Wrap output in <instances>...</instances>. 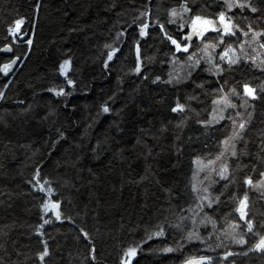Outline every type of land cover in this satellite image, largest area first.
Here are the masks:
<instances>
[{"label": "trees", "instance_id": "trees-1", "mask_svg": "<svg viewBox=\"0 0 264 264\" xmlns=\"http://www.w3.org/2000/svg\"><path fill=\"white\" fill-rule=\"evenodd\" d=\"M247 4L257 12L238 5L226 12L237 38L221 43L223 0H0V65L21 61L12 77L0 74V264H122L129 248L137 249L131 264L201 257L211 259L199 264H264V250L254 247L264 236V188L244 182L256 185L264 172V0ZM197 15L217 30L184 42ZM20 18L22 31L10 34ZM165 32L189 51H177ZM235 42L239 61H219ZM245 83L255 98L245 95ZM61 88L60 95L48 91ZM221 97L236 106L211 119ZM177 103L183 111L172 112ZM229 117L235 128L246 124L236 156L221 143L234 131ZM222 152L193 191L198 164ZM42 182L51 203L59 202V220L42 207L46 197L34 187Z\"/></svg>", "mask_w": 264, "mask_h": 264}, {"label": "snow or ice", "instance_id": "snow-or-ice-1", "mask_svg": "<svg viewBox=\"0 0 264 264\" xmlns=\"http://www.w3.org/2000/svg\"><path fill=\"white\" fill-rule=\"evenodd\" d=\"M223 5H224V8L218 13V15L216 17V19L219 21V25L222 26V29H223V32L220 34L221 43L223 42L225 35H235L233 29L238 27V25H235V24L232 23L231 18L226 16V12L228 10L233 9L237 5L240 8H242V9L245 6H248V7L251 8L252 12H257V10H258L256 7H251V5L247 4V0H244V3H240L239 0H223ZM182 7H183L184 12H188L189 11V9H188V7L186 5H183ZM171 15L175 16L176 15L175 11H172ZM169 22L171 23L172 21L170 20ZM23 23H24L23 18L15 20L14 21V25L15 26L13 27V26L10 25L8 27V32L10 34H12V33H20L22 31L21 25ZM181 27H184V25L181 24ZM146 28H147V25H141L140 26V33L139 34H140L141 37L146 35V31H145ZM191 28H192V31L188 32L187 36H186V39H188V40H191L193 38V36H196V37L203 36L204 33L207 32L209 29H212L213 31H216L217 30V24H216V22L213 19L203 18V17L197 15V16L193 17V19H192ZM161 31H164L163 25H161ZM248 31H252L251 26H249ZM164 34L167 37V39L170 40L171 43L176 47L177 51H180L181 49H183L184 52H188L189 51V45L188 44H183L182 45L181 43H178L176 39H173V37L171 35H169L167 32H165ZM260 34L261 33H259V32H253V37L259 36ZM245 35H247V33H245ZM28 43H31V41L29 40ZM216 46H217L216 44L206 45L205 46V50H207L209 47L215 48ZM261 47L264 48V44H261ZM5 50L10 51V49L8 48V45H5ZM115 51H117V50L115 48H113L112 52H115ZM234 51L235 50L232 49V46L229 45L227 48H225V50L223 52L220 53L221 60L227 59L229 65L237 63V60L233 58L232 54H230V53L234 54ZM112 52L108 53V60L112 59ZM137 53H139V47L138 46H137ZM194 57H195L194 53L188 57L189 60L193 61V66L198 65L200 63V60L194 59ZM68 63L69 62L66 60V61H64L61 64V66H60L61 74H64L65 66ZM105 63L107 64V61H105ZM209 63H211V59L210 58H209ZM11 66H12V62L5 63L2 66H0V71H2L3 73L7 74L9 69L11 68ZM215 68L218 71L221 70L219 64H216ZM140 70H141V64H140V61H139V58H138L137 64H136V67H135L134 71L138 73V72H140ZM156 79L159 80L160 77H156ZM169 82H171V80ZM67 83L69 85H71L73 83V81L72 80H68ZM243 89H244V93H245L246 96L255 98V95H256L255 90L252 87H250L247 83H245L243 85ZM63 91H64V89L61 88V89H59V91L56 94L60 95V94L63 93ZM229 91L230 92H235V89H230ZM220 99L224 100L225 106H231V107H235L236 106L234 104H231V102L229 100H227L226 97H221ZM217 103H218V101H216V100L213 101L214 105L217 104ZM183 109H184V105H182L180 103H177L175 105V107L172 108V112L183 111ZM103 111L104 112H108L109 108L107 106H103ZM239 115H240V113H237V116H239ZM223 118L224 117H221V119H223ZM228 119L232 120V124L234 126V131H233V133H232V135L230 137H226L225 140L221 141V143L225 144L226 146H230L231 149H232L231 155L232 156H236L237 152L235 151L234 141H235V139H237L239 137L240 130L245 128L246 124H245V122L243 120H241L239 122V128H235V125L237 123L236 120L232 119L231 117H229ZM212 122H215V121H212V120H210V121H200V123H204V124H208V123H212ZM221 156H223V152L220 153L216 157V159L219 160ZM208 163H209V165H211V164L214 163V161L210 160ZM218 174H219V176L221 178H225L227 176V174H228V164H227V162H225V163H223L221 165ZM260 175L262 177V180L261 181H257L256 183L258 185L264 187V172L260 173ZM244 182L247 185L255 186V185H253L252 179L249 178V177H245V181ZM225 187H227V185H225ZM48 190L51 191V189H48ZM193 191H197L195 185H193ZM203 191L205 193H207L208 192V188H204ZM201 199H208V197L205 195V196L201 197ZM209 206H211V201L209 202ZM246 206H247V195L245 194V196L239 200V207L237 208V211L240 212V218L241 219L245 218V215H246L245 214V208H246ZM42 207L44 208L45 211H48L49 207H51V209L53 210V212L55 214L56 219L57 220L61 219V215H60L59 211H57V209L59 207V202L49 203V202L46 201L45 204L42 205ZM181 219H183V217H181ZM48 222L49 221H47V220L44 221V223H48ZM246 223L248 224V227L251 230L253 222L251 220H246ZM162 234H163V230L162 229L160 231H157L156 233H154V235H156V236H160ZM84 235H85V237L88 236V234L86 232L84 233ZM193 238H194V233L189 232L188 239H193ZM238 243L243 244L244 240L241 239V240L238 241ZM254 247L257 250H264V236H260L259 241L254 245ZM163 251L169 252V251H172V249L171 248H164ZM47 254H48V249L46 247H45L43 252L39 253L41 259H43V257L46 256ZM135 254H136V249L135 248H129L127 250V252L125 253L126 259L123 260V264H128V260H130L131 257L134 256ZM225 255H230V253H225ZM93 259H95V257H93ZM201 259L210 261L211 258L210 257H201ZM187 264H199V262L198 261L197 262L189 261V262H187Z\"/></svg>", "mask_w": 264, "mask_h": 264}, {"label": "rangeland", "instance_id": "rangeland-1", "mask_svg": "<svg viewBox=\"0 0 264 264\" xmlns=\"http://www.w3.org/2000/svg\"><path fill=\"white\" fill-rule=\"evenodd\" d=\"M192 24V21L188 24V28L190 27V25ZM216 24H217V22H216ZM218 28L220 29L221 27H220V25H219V22H218ZM188 31V30H187ZM186 31V32H187ZM233 31H234V29H233ZM185 33V32H184ZM14 33H12V35H13ZM234 37V36H233ZM235 39L237 38V35L235 34V37H234ZM254 39H252L251 41H253ZM254 42V41H253ZM236 44H238V43H236L235 42V44H234V46L233 45H231L232 46V49H234L235 51H234V54L233 53H230V54H232L233 55V58L234 59H236L237 60V62L239 61V48L240 47H237V45ZM254 44H255V42H254ZM227 48V47H226ZM225 49H223V51H224ZM222 51V52H223ZM218 60L219 61H222V62H225V63H228V61H227V59H224V60H221V58H220V55L218 56ZM66 61V60H65ZM68 67V64L65 66V68H67ZM225 103H224V100H221V99H219L218 100V103L216 104V106H215V108H214V113H213V115L211 116V119H214V118H218V117H221V115H223V113H224V110H225ZM222 158V156L220 157V159ZM219 159V160H220ZM219 160H217V159H215V160H212V161H214V163L213 164H211V165H209V163H206V164H204L203 162L202 163H199L198 164V167H196L197 168V173H196V175H197V179H196V181H195V186H197L198 188H200L201 187V184H202V182H203V178H207V177H209V175L211 174V173H213L212 172V170H213V168H214V165H215V161H219ZM220 170V169H219ZM262 180V179H261ZM255 186H257V187H259V188H264V187H262V186H260V185H258V184H256ZM34 187H36V189L39 191V192H42L43 194H44V196L46 197L45 199H46V201L47 202H49V203H51V200L49 199L50 198V191L48 190V186H47V184L45 183V182H42V183H40V184H38V185H36V186H34ZM43 189V190H42ZM45 201V202H46ZM47 220V219H46ZM47 221H49V220H47ZM43 224H46V223H43ZM246 227H248V224H247V226ZM249 228V227H248ZM248 230H250V229H248ZM136 249V248H135ZM127 252V251H126ZM136 252H137V249H136ZM123 259H122V264H123V260L124 259H126V257H125V254H124V257H122ZM133 258H135V255L134 256H132L131 257V259L130 260H128V264H131V261H132V259Z\"/></svg>", "mask_w": 264, "mask_h": 264}, {"label": "water", "instance_id": "water-1", "mask_svg": "<svg viewBox=\"0 0 264 264\" xmlns=\"http://www.w3.org/2000/svg\"><path fill=\"white\" fill-rule=\"evenodd\" d=\"M219 22V21H218ZM221 27V29H222V26H220ZM211 29H209L208 31H210ZM190 31H192V28H191V25H190V27L188 28V31L187 32H185L183 35H182V40L184 41V42H186V41H188V39H186V36H187V33L188 32H190ZM207 31V32H208ZM207 32H205V33H207ZM221 32H223V29L221 30ZM204 33V34H205ZM202 37V36H201ZM201 37H196V36H193V38L190 40V41H194V40H198V39H200ZM8 48L10 49V51H8V50H5V46L4 47H2L1 48V51H2V53L3 54H5V55H11L12 54V47L10 46V45H8ZM9 62H12V66H11V68L9 69V71H8V73L7 74H5V73H3L2 71H0V74H1V76H3V78H10V77H12L13 75H15V72H16V70L18 69V67H19V65H20V58L18 57V56H13V57H11L8 61H6V62H3L0 66H2L3 64H5V63H9ZM51 94H53V95H56V90L55 89H49L48 90ZM189 261H192V262H202V261H205V260H202L201 258H191V259H188V260H186L185 262H183L182 264H187V262H189Z\"/></svg>", "mask_w": 264, "mask_h": 264}]
</instances>
